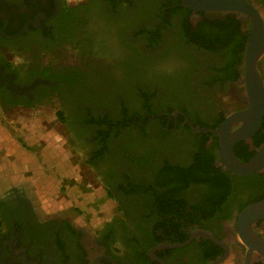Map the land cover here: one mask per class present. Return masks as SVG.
<instances>
[{
  "label": "flooded vegetation",
  "instance_id": "obj_1",
  "mask_svg": "<svg viewBox=\"0 0 264 264\" xmlns=\"http://www.w3.org/2000/svg\"><path fill=\"white\" fill-rule=\"evenodd\" d=\"M237 1L262 21L255 69L264 84V0ZM254 23L245 11H198L182 0H0V118L53 106L116 210L90 226L40 204L16 175L0 190V264H264L238 228L241 212L264 201V171L234 174L210 131L248 108ZM107 59L123 78L105 94L82 88L84 68L109 70ZM0 137L6 162L7 133ZM263 145L264 116L234 153L249 162ZM208 178L221 184L214 193L198 182ZM249 231L264 240V219Z\"/></svg>",
  "mask_w": 264,
  "mask_h": 264
},
{
  "label": "rangeland",
  "instance_id": "obj_2",
  "mask_svg": "<svg viewBox=\"0 0 264 264\" xmlns=\"http://www.w3.org/2000/svg\"><path fill=\"white\" fill-rule=\"evenodd\" d=\"M75 53L65 52L69 63H76ZM89 55L88 58L93 57ZM108 61L113 64L109 70L90 64L84 68L86 88L105 94L111 81L123 78L120 70L114 69L117 64L113 59ZM40 112L23 120L12 117L7 124L0 118V132L7 133L4 151L12 155L5 163V173L20 175L26 184L32 185L37 201L50 210L62 208L90 226L104 218L112 219L115 203L108 199L86 163L84 146L68 144L67 133L60 126L61 119L55 116L53 106L47 105ZM0 141L2 147L1 137Z\"/></svg>",
  "mask_w": 264,
  "mask_h": 264
},
{
  "label": "water",
  "instance_id": "obj_3",
  "mask_svg": "<svg viewBox=\"0 0 264 264\" xmlns=\"http://www.w3.org/2000/svg\"><path fill=\"white\" fill-rule=\"evenodd\" d=\"M187 8L198 11L211 10H241L247 12L253 17L255 23L253 35L248 45L247 52V79H246V102L248 108L243 112L235 114L229 118L219 129L210 130L217 134L220 139L221 157L225 167L234 174L241 177H249L255 173L264 171V145L257 151L256 155L249 162H242L235 156V145L243 140H250L252 135L262 125L264 116V84L258 75L255 64L262 50V21L252 11L246 3L237 0H182ZM242 122V127L235 133H231L233 123ZM199 130V129H197ZM264 219V201H260L246 207L239 216L238 228L240 236L252 248L257 249L264 258V240L249 231L250 224ZM215 242L223 245L208 233H203ZM185 244L174 245V247H183ZM222 261V260H221ZM219 261L217 264H219Z\"/></svg>",
  "mask_w": 264,
  "mask_h": 264
},
{
  "label": "trees",
  "instance_id": "obj_4",
  "mask_svg": "<svg viewBox=\"0 0 264 264\" xmlns=\"http://www.w3.org/2000/svg\"><path fill=\"white\" fill-rule=\"evenodd\" d=\"M225 32H227V30H225ZM197 38V40L198 41H201V38H200V36L199 37H196ZM210 40L211 39H205V42H206V47L209 49V50H214V48H215V46H216V44L219 42V40H221V42H222V39H221V37H220V39H214L213 40V43H209L210 42ZM228 53V52H227ZM230 65H231V63H230ZM82 86V88H86V84H82L81 85ZM110 120V118H106L104 121H109ZM102 123V122H101ZM203 165L201 164V165H199V168L200 169H205V168H203L202 167ZM207 170V169H206ZM209 180L208 181H206V180H204V179H202L203 181H198V182H203V183H205V184H209V187L211 188V189H213V193L215 192V190H218V188L220 187V183L217 181V179L216 178H213V179H210V178H208ZM183 180H185V179H183ZM183 182H185V181H183ZM216 199V198H215ZM215 199H213V202H215Z\"/></svg>",
  "mask_w": 264,
  "mask_h": 264
},
{
  "label": "crops",
  "instance_id": "obj_5",
  "mask_svg": "<svg viewBox=\"0 0 264 264\" xmlns=\"http://www.w3.org/2000/svg\"><path fill=\"white\" fill-rule=\"evenodd\" d=\"M5 160L2 162L1 158H0V190L4 189V187H6L8 185V183H11L13 182L14 184L17 183V178H16V175L17 174H14V175H7V176H4L5 174V168L6 167V164H5ZM3 174L4 177H1V175ZM7 179V177H9Z\"/></svg>",
  "mask_w": 264,
  "mask_h": 264
}]
</instances>
